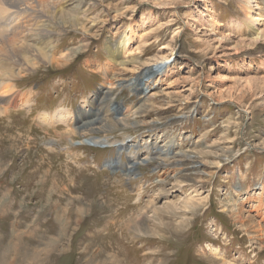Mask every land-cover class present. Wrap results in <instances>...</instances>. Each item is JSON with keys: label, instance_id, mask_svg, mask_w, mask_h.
Masks as SVG:
<instances>
[{"label": "rangeland", "instance_id": "rangeland-1", "mask_svg": "<svg viewBox=\"0 0 264 264\" xmlns=\"http://www.w3.org/2000/svg\"><path fill=\"white\" fill-rule=\"evenodd\" d=\"M251 1L85 3L87 30L64 32L58 68L15 84L28 102L0 98V264H264V0ZM101 107L132 124L95 137L116 145L58 139ZM124 140L136 146L119 155ZM169 140L173 154L129 173Z\"/></svg>", "mask_w": 264, "mask_h": 264}, {"label": "bare ground", "instance_id": "bare-ground-1", "mask_svg": "<svg viewBox=\"0 0 264 264\" xmlns=\"http://www.w3.org/2000/svg\"><path fill=\"white\" fill-rule=\"evenodd\" d=\"M91 2L92 0H0V98L2 101H5L6 107H17L18 105H24L25 102H28L27 95L18 94L17 90L13 92L15 84L18 83L17 81L23 74H34L38 69L44 67V65H50L49 70L50 68L52 70L58 68V60L55 54L60 46V41L64 36V32L69 29L74 31L87 30L84 26V22L87 21L88 15L92 12V8H88L85 3L88 4ZM251 2V0L248 2L247 6L249 8H251ZM261 21H264V9L262 14L259 15V18L254 19L252 23L254 25L257 23L261 24ZM128 41V37L123 35L120 41L114 44L111 50L109 49L110 57L114 58L115 56L125 53L128 47ZM78 51H80V49L71 50L68 56L62 59L64 64H69L72 61L71 59L78 54ZM168 62L169 59L165 58V60L160 63V67ZM160 72L161 68L153 70V72L148 75V81H151L156 75H160ZM139 80H136L135 83L133 79L132 82L138 87L144 81ZM113 84L112 86H114ZM147 85H149V83H146V85L144 84L143 87ZM153 87L151 83L146 90ZM107 92L110 93V90L106 91V93ZM88 105L87 107L90 106ZM109 110H105L104 107L97 110L94 109L90 116H87L85 112L84 115H80L79 118L77 117L79 119L78 121L76 119V121L80 123V126L75 128L76 131L60 133L58 139L71 146L75 143V140H73L74 137L78 138V142L81 145L95 146L96 148H101L100 146L104 145H116L117 142L110 143L106 138L98 142L95 137L104 135L109 131L111 132L112 129H118V127L122 129L129 128L132 124L131 122H124L120 118H117L116 116L119 114V111L114 108L111 112L118 113L116 116H110L109 114L106 119H102V117L100 119L98 118V116L110 112ZM56 115L59 118L58 121H63L62 119L66 117L65 113L63 114L61 110L58 111ZM45 116V118H49L48 115ZM0 118L11 119L12 117L9 111H6L5 116ZM113 122L117 125H112ZM133 124L136 126L138 122L135 120ZM138 126H140V124ZM54 142L58 144L59 141L55 140ZM130 142H134V140L132 139ZM124 143H126V140H124L119 149H117L119 155L124 149H131L136 146L135 143H126L124 146ZM150 144L151 142L147 143V145ZM171 144L172 141L169 140L166 143L164 142L159 148L153 147L154 145L152 144L150 145L151 147H145L152 157L147 156L146 158L139 159V156H135L131 158L128 163L129 173L133 175L142 164L155 161V158H153L154 155L155 157L156 155L157 157H164L173 154V150L168 149ZM113 163L119 164V159L114 160ZM236 200V202L240 201L239 198ZM243 200H247V198H243ZM254 200L256 203L254 205L256 207H254L255 209L258 208L259 210L264 208V188L261 189ZM234 206L235 205L232 207L229 206L231 210H227L233 212L234 215L237 216L238 209L234 208Z\"/></svg>", "mask_w": 264, "mask_h": 264}]
</instances>
